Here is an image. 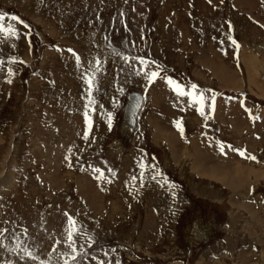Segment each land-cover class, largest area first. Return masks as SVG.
<instances>
[{
    "label": "rangeland",
    "instance_id": "1",
    "mask_svg": "<svg viewBox=\"0 0 264 264\" xmlns=\"http://www.w3.org/2000/svg\"><path fill=\"white\" fill-rule=\"evenodd\" d=\"M0 13L16 32L0 34V243L38 257L0 247V262L62 264L67 212L85 234L78 264H264V0H0ZM113 49L154 61L156 80ZM130 91L144 99L125 130Z\"/></svg>",
    "mask_w": 264,
    "mask_h": 264
},
{
    "label": "snow or ice",
    "instance_id": "2",
    "mask_svg": "<svg viewBox=\"0 0 264 264\" xmlns=\"http://www.w3.org/2000/svg\"><path fill=\"white\" fill-rule=\"evenodd\" d=\"M121 16H123V13H121ZM5 19V15L3 13H0V34L3 33H9L12 35H16L15 30L13 29L12 25L9 24L7 28L4 27L3 25V21ZM10 19L12 21H17L18 23H22V21H19L18 17L16 16H11ZM101 19V17L97 16L96 20L99 21ZM121 24H123V20L120 21ZM25 28L28 27L27 24L24 25ZM264 27V26H262ZM127 30V29H126ZM229 31H231V24L229 22ZM227 39L229 41H231V43L233 45H237V42L235 41V39L232 36H228ZM104 40L107 41L108 37L105 36ZM106 47H111L110 45H106ZM68 51L72 54V56L75 57L76 60V65L78 68L82 67L81 66V56L79 54H77L75 51H73L72 49H68ZM111 55L113 57H119L120 60L123 62V65L126 66L128 73H131L134 67L135 62H138V64L140 65V70L135 72L136 76H140L141 73L143 74V77L146 79L148 84H152L157 76H158V71H145V68H147L148 65L155 63L154 61H150L148 59H146L143 55L140 56H129V55H125L124 53L115 51L114 49L111 52ZM22 63V61H21ZM101 64L102 61L97 58L95 60V67H93L92 65H89V68L85 70V75L83 76V81L86 85V93H87V103L84 104V117H83V123L85 125L84 131H83V136L84 139L87 140L89 137V129L92 127V121L89 119V107L91 105H94L96 103V100L93 99V90H94V86H96L97 90H99L97 84H96V73L101 72ZM157 68H159V66L157 65ZM12 73V69H9V74ZM90 73V74H89ZM125 73V67H121L117 70V75L120 74H124ZM165 81L168 85L170 86H174V91H176L179 95H187L188 97L192 98V100L194 101V103L196 105H199L202 103V101L205 99L204 95L201 94L198 98L195 97L193 95V91H188L187 93L184 92V90L182 89L181 85L178 84L177 82H175L173 79H171L170 77H165ZM10 82V81H9ZM197 88L196 84H191V89L195 90ZM116 91L120 94H123L125 89L120 86L116 88ZM213 99H214V94H213ZM119 104V101L115 98H113V102H112V107L116 108ZM137 107H139V104L136 105ZM196 111L200 113L201 116H204L205 113L204 111L200 108L197 107ZM112 119H113V114L112 112H108L107 113V127L109 129H111L112 127ZM177 127H179V124L177 125ZM237 151H240L239 149H236ZM223 151V149H222ZM240 155H244L243 151H240ZM249 159H255L254 156H249ZM65 159H67V157H65ZM141 167H143V165H141ZM95 171H98V169H96ZM159 175V172L155 173L152 176L153 180H156V176ZM135 179V178H134ZM167 183V181H165ZM141 184H144L143 181V174H141ZM173 196H175V193L172 194ZM64 215L67 218V245L68 248L70 249V251H65L61 254V258H62V264H78V249L76 246V240L74 238L75 234H80L81 238L84 237V233L82 231V229H78L76 221L74 220L73 216L68 214L67 212L64 213ZM27 230L25 229V232ZM2 235V234H0ZM14 239H16L17 241H19V237H15ZM59 243V242H58ZM87 243L89 244V246H91V244L93 243V238L88 236L87 237ZM0 247H5V245H3L2 243H0ZM9 251H16L17 254H19L20 252L23 253L22 256H20L21 260H25V257L29 258L32 261H36L38 260V257L35 255V253L33 251L28 250V248L23 247L20 243H16V245L12 248V249H7ZM0 264H13V262L11 260L8 261H3L0 262ZM25 264H27V261H25ZM39 264H52L51 259L47 260V261H40Z\"/></svg>",
    "mask_w": 264,
    "mask_h": 264
},
{
    "label": "water",
    "instance_id": "3",
    "mask_svg": "<svg viewBox=\"0 0 264 264\" xmlns=\"http://www.w3.org/2000/svg\"><path fill=\"white\" fill-rule=\"evenodd\" d=\"M143 95L137 91H130L122 109L120 126L126 130H133L136 126V117L142 107ZM139 104V107L136 105Z\"/></svg>",
    "mask_w": 264,
    "mask_h": 264
},
{
    "label": "crops",
    "instance_id": "4",
    "mask_svg": "<svg viewBox=\"0 0 264 264\" xmlns=\"http://www.w3.org/2000/svg\"><path fill=\"white\" fill-rule=\"evenodd\" d=\"M143 95V94H142ZM143 99H144V95H143ZM150 134L152 135L151 137H152V143L155 145V146H157V144H159L157 141H156V139L154 138V135H153V130H152V133L150 132ZM183 135H185V134H183ZM192 138H194V139H196L197 138V136H196V134L194 133L193 135H192ZM159 146H160V144H159ZM224 155H226V152H225V150H223V152H222Z\"/></svg>",
    "mask_w": 264,
    "mask_h": 264
},
{
    "label": "bare ground",
    "instance_id": "5",
    "mask_svg": "<svg viewBox=\"0 0 264 264\" xmlns=\"http://www.w3.org/2000/svg\"><path fill=\"white\" fill-rule=\"evenodd\" d=\"M228 53H229V52H228ZM193 114H194V113H193ZM193 114H192V115H193ZM97 127H98V126H97ZM217 128H218V127H217ZM123 129H124V128H123ZM125 130H126V129H125ZM171 136H172V135H171ZM172 137H173V136H172ZM170 138H171V137H170ZM173 138H174V137H173ZM173 142H176L175 139H174ZM203 156H205V155H203ZM225 172H227V171H226V170H225L224 172L222 171V173H225ZM225 175L227 176V173H226ZM261 177H262V176H261ZM228 178H229V177H228ZM20 253H21V252H20ZM12 254H13V253H12ZM22 254H23V253H22ZM22 254H21V255H22ZM19 256H20V254H19ZM22 262H23V261H22Z\"/></svg>",
    "mask_w": 264,
    "mask_h": 264
}]
</instances>
